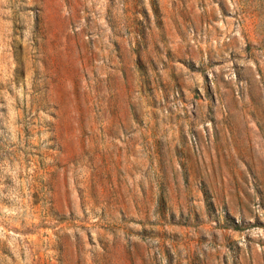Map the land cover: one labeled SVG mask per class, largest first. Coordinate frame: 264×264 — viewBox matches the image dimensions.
Instances as JSON below:
<instances>
[{"label":"rangeland","instance_id":"374dc122","mask_svg":"<svg viewBox=\"0 0 264 264\" xmlns=\"http://www.w3.org/2000/svg\"><path fill=\"white\" fill-rule=\"evenodd\" d=\"M0 264H264V0H0Z\"/></svg>","mask_w":264,"mask_h":264}]
</instances>
